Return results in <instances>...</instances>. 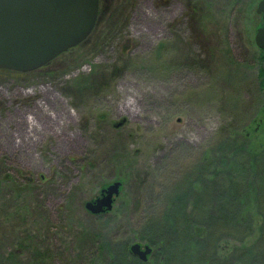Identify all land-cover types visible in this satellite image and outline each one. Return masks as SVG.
<instances>
[{
	"label": "rangeland",
	"instance_id": "1",
	"mask_svg": "<svg viewBox=\"0 0 264 264\" xmlns=\"http://www.w3.org/2000/svg\"><path fill=\"white\" fill-rule=\"evenodd\" d=\"M101 1L83 42L0 69V264H264L258 0Z\"/></svg>",
	"mask_w": 264,
	"mask_h": 264
},
{
	"label": "water",
	"instance_id": "2",
	"mask_svg": "<svg viewBox=\"0 0 264 264\" xmlns=\"http://www.w3.org/2000/svg\"><path fill=\"white\" fill-rule=\"evenodd\" d=\"M100 0H0V69L29 72L84 41L95 27ZM255 11L262 24L254 42L264 50V0ZM120 181L100 190V196L84 203L94 214L110 210ZM130 251L145 261L151 247L137 242Z\"/></svg>",
	"mask_w": 264,
	"mask_h": 264
},
{
	"label": "trees",
	"instance_id": "3",
	"mask_svg": "<svg viewBox=\"0 0 264 264\" xmlns=\"http://www.w3.org/2000/svg\"><path fill=\"white\" fill-rule=\"evenodd\" d=\"M195 1L196 0L193 1L194 4H190V10H191V16L190 17L191 18H195L196 16H198L199 18H201L202 6L200 5V3H196ZM102 12H103V10H102V1L100 0L97 23H99L101 21L100 16L102 15ZM260 51H261V56H260V60H258L257 74H258L259 77L260 76L263 77V79L259 81V84H260V86L264 87V50L260 49ZM248 166H247V174L246 175H247V179L249 180V182L247 184H248L249 190L251 191L253 189V187H254V180L256 178H254V175H255L254 172L251 173V174L249 173L248 170H249L250 167H248ZM245 167H246V164H245ZM256 175H258L261 179H264V162L261 164V167L258 169V174H256ZM220 207H222V203H220ZM105 212H107V211H105ZM92 253H94V252H92ZM95 262H96V259H91L88 262L87 261H82V262H80L78 264H97Z\"/></svg>",
	"mask_w": 264,
	"mask_h": 264
},
{
	"label": "bare ground",
	"instance_id": "4",
	"mask_svg": "<svg viewBox=\"0 0 264 264\" xmlns=\"http://www.w3.org/2000/svg\"><path fill=\"white\" fill-rule=\"evenodd\" d=\"M126 106L127 107H130L131 108V111L133 112V113H136V110H134L133 108H132V103H130V102H126ZM126 107V108H127Z\"/></svg>",
	"mask_w": 264,
	"mask_h": 264
}]
</instances>
